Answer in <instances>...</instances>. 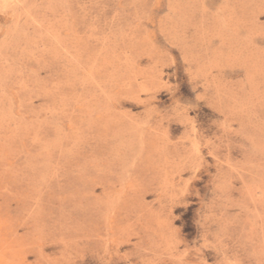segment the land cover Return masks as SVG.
<instances>
[{"label": "rangeland", "instance_id": "374dc122", "mask_svg": "<svg viewBox=\"0 0 264 264\" xmlns=\"http://www.w3.org/2000/svg\"><path fill=\"white\" fill-rule=\"evenodd\" d=\"M0 264H264V0H0Z\"/></svg>", "mask_w": 264, "mask_h": 264}]
</instances>
